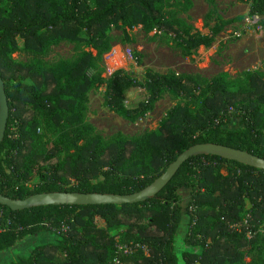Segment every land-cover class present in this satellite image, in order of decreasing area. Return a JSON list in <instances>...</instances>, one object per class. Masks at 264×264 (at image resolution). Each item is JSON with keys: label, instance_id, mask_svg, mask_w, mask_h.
<instances>
[{"label": "trees", "instance_id": "trees-1", "mask_svg": "<svg viewBox=\"0 0 264 264\" xmlns=\"http://www.w3.org/2000/svg\"><path fill=\"white\" fill-rule=\"evenodd\" d=\"M250 12L264 15V0ZM209 35L181 14L192 0H0V76L10 115L0 145V193L24 199L50 192L133 194L153 183L184 151L213 143L264 158V71L231 80L200 74L159 73L144 81L118 70L109 79L89 71L96 59L48 60L64 40L100 46L109 27L172 34L184 51L210 47L225 21L208 0ZM28 56L25 63L13 57ZM106 84L105 103L131 121L145 116L166 94L177 103L159 127L137 136L110 138L87 121L88 93ZM143 87L146 100L126 105L127 93ZM239 118V127L231 123ZM191 200L183 206L182 190ZM189 216L186 243L177 251L178 232ZM264 169L220 156L196 155L170 182L145 201L123 204L45 205L13 210L0 204V253L26 240H44L30 252L0 264H264L245 262L264 236ZM252 237H248V233ZM262 236V237H261ZM129 250L118 251V244ZM15 252V251H14Z\"/></svg>", "mask_w": 264, "mask_h": 264}, {"label": "rangeland", "instance_id": "rangeland-1", "mask_svg": "<svg viewBox=\"0 0 264 264\" xmlns=\"http://www.w3.org/2000/svg\"><path fill=\"white\" fill-rule=\"evenodd\" d=\"M215 2L217 15L230 22L223 25L210 47L201 46L187 53L172 34L163 31L146 33L139 26L127 28L126 31L111 26L100 46L64 40L53 47L47 59L50 61L75 59L82 52H90L96 59L89 73L104 80L109 79L118 70H123L140 81H144V74L148 69L159 73L200 74L208 79L227 72L231 80L243 77V73L247 71H264V15L262 33L255 28L242 30L245 21L252 15L250 12L252 1L215 0ZM210 8L208 0L203 2L196 0L190 11L181 14V17L193 26L192 32L198 30L201 34L209 35L219 21L215 15L207 17ZM237 31L241 36H235ZM13 57L22 63L28 60L24 52H16ZM106 90V84H101L88 93L87 121L95 127L98 134L107 139L118 132L131 137L157 129L168 111L177 103L173 96L166 94L145 116L131 121L108 108L105 103ZM146 97L143 87L134 88L127 93L126 105L130 108L137 107L146 100ZM239 121V118H234L231 126L239 127ZM181 193L183 206L186 208L192 192L190 189H184ZM188 221L189 216L186 214L176 244L180 255L192 249L185 240ZM261 233L264 236V224L261 225ZM248 237H252L250 232ZM43 241L31 238L11 252L0 254L8 260L15 254L30 252L33 246ZM254 246L252 252L246 254L245 262L258 258V253L264 258V240L261 239Z\"/></svg>", "mask_w": 264, "mask_h": 264}, {"label": "water", "instance_id": "water-1", "mask_svg": "<svg viewBox=\"0 0 264 264\" xmlns=\"http://www.w3.org/2000/svg\"><path fill=\"white\" fill-rule=\"evenodd\" d=\"M9 115L10 108L5 90V82L0 76V145L4 141L6 135ZM208 154L235 160L253 167L264 169V158L247 151L227 147L224 145L204 143L194 145L184 151L153 183L141 191L133 194L114 195L101 193L50 192L34 194L24 199H11L0 193V204L6 205L13 210H21L45 205H97L141 202L152 198L157 193H159L174 177L181 165L190 157Z\"/></svg>", "mask_w": 264, "mask_h": 264}, {"label": "built area", "instance_id": "built-area-1", "mask_svg": "<svg viewBox=\"0 0 264 264\" xmlns=\"http://www.w3.org/2000/svg\"><path fill=\"white\" fill-rule=\"evenodd\" d=\"M263 16L260 14H252L250 17L247 18L245 23L242 26V30H251L250 28H255L259 32H263ZM235 36H241V33L239 31L235 32ZM118 251L124 250L127 252L129 250V247L127 245L118 244L117 245ZM115 264H122V261L120 258H116Z\"/></svg>", "mask_w": 264, "mask_h": 264}, {"label": "crops", "instance_id": "crops-1", "mask_svg": "<svg viewBox=\"0 0 264 264\" xmlns=\"http://www.w3.org/2000/svg\"><path fill=\"white\" fill-rule=\"evenodd\" d=\"M192 1H193L194 4H196V0H192ZM201 1L203 2L204 0H201Z\"/></svg>", "mask_w": 264, "mask_h": 264}]
</instances>
